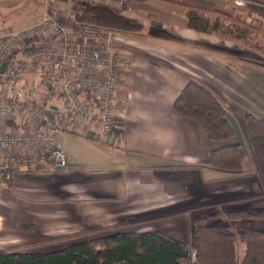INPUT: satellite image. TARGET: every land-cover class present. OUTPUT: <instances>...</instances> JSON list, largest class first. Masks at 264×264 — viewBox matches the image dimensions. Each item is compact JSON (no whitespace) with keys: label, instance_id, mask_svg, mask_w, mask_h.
Masks as SVG:
<instances>
[{"label":"crops","instance_id":"obj_1","mask_svg":"<svg viewBox=\"0 0 264 264\" xmlns=\"http://www.w3.org/2000/svg\"><path fill=\"white\" fill-rule=\"evenodd\" d=\"M235 1L125 0L109 4L108 8L141 24L115 37V48L127 61L121 70L120 128L104 138L83 126L79 133L83 138L71 135L77 145H68L67 150V132L63 133L60 145L68 155L69 169L64 173H14L11 185L6 189L3 185L1 204L12 211L23 209V222H39L43 234L38 238L50 232L67 238L90 231L95 228L92 212L96 209H106L112 216L115 212L179 222L187 237L192 228L187 227L186 213L194 209L202 211L196 216L206 217L224 233L264 230V218L235 217L241 211H264V175L256 170L251 156L239 173L208 163L210 153L228 143H240L248 152L247 117L264 119V33L217 22L219 13L232 15L241 9L246 15V8L260 6L264 11V0H245L241 6ZM1 4L17 8L20 22L0 29L25 28L43 14L40 0H0ZM71 6L72 1L56 5L59 19H64ZM190 12L211 16L218 27L212 31L194 28ZM192 79L224 102L237 133L230 141L211 140L195 119L176 111L175 101ZM82 150L92 161L79 158ZM96 155L110 167L97 168L101 161ZM52 219L58 224L48 227ZM13 222L20 224L19 219ZM3 226L0 220V229ZM72 226L78 228L74 231ZM65 228L69 232L61 234ZM157 231L167 234L162 228ZM167 235L189 242L177 234Z\"/></svg>","mask_w":264,"mask_h":264},{"label":"built area","instance_id":"obj_2","mask_svg":"<svg viewBox=\"0 0 264 264\" xmlns=\"http://www.w3.org/2000/svg\"><path fill=\"white\" fill-rule=\"evenodd\" d=\"M40 1L43 14L35 23L0 29V199L1 184L16 172L69 169L63 132L89 126L108 138L121 124L119 91L127 61L115 48L117 32L79 23L72 11L59 19L56 5L125 0Z\"/></svg>","mask_w":264,"mask_h":264},{"label":"trees","instance_id":"obj_3","mask_svg":"<svg viewBox=\"0 0 264 264\" xmlns=\"http://www.w3.org/2000/svg\"><path fill=\"white\" fill-rule=\"evenodd\" d=\"M75 21L130 32L139 28L138 20L116 13L103 5L75 1ZM190 25L212 31L210 19L190 12ZM178 113L195 119L211 140L230 141L236 130L224 102L200 81L192 79L175 101ZM249 151L240 143H228L214 149L208 163L230 173L244 170L249 155L256 170L264 175V119L248 115ZM33 171V170H32ZM5 188L11 176L5 178ZM264 218L241 211L235 217ZM193 244L173 238L161 231H118L97 238L74 241L64 248L48 252L8 250L0 247V264H264V230L249 229L240 235L224 233L207 222L193 219ZM242 245L244 248L242 249Z\"/></svg>","mask_w":264,"mask_h":264},{"label":"rangeland","instance_id":"obj_4","mask_svg":"<svg viewBox=\"0 0 264 264\" xmlns=\"http://www.w3.org/2000/svg\"><path fill=\"white\" fill-rule=\"evenodd\" d=\"M243 5V4H242ZM241 6V5H238ZM17 9V8H16ZM14 6H9L6 4L0 5V27H9V26H17V24L20 22V16L18 13V9L16 11ZM73 9V3L69 10L72 11ZM259 9H262L256 7H248L245 10L248 12V14H243L241 9H238L235 13L226 14L219 13V17L217 19V22L220 24V22L223 24H230L234 23L235 25L238 24L239 27L247 26L252 27V29L257 33H264L263 24L261 22H264V11H261ZM61 12H64V10H61ZM210 18V25L212 29H216L218 24L212 23L211 16ZM214 19V20H216ZM219 20V21H218ZM17 29V27H14V29ZM237 35V34H236ZM238 36V35H237ZM259 44V42H256V44ZM65 133V132H63ZM62 133V134H63ZM71 135L76 137H81L79 133L77 132H67L65 134V140L64 144L66 145V150L69 148L68 145H77V141L72 139ZM91 151V150H89ZM85 151H81V155H79L80 159L92 161L90 156H87ZM92 152V151H91ZM91 155H94L91 153ZM78 156V154H76ZM87 156V157H86ZM96 158H98L101 163L97 166V168H103L110 167V164L105 163L103 158H100V155H96ZM98 159H95L98 161ZM88 164H82L81 167H85ZM91 168V167H87ZM3 185V184H1ZM6 189V188H4ZM120 206L116 208H112V210L119 209ZM125 210L127 211V207L125 206ZM198 208V207H195ZM15 211V212H14ZM194 212L186 213L189 215V222L188 226L189 230L190 227L193 229V221L192 218L196 215H199L201 212L199 209H194ZM114 215H110V211L106 209H96L95 212H92V216L94 219H96V223L93 225L92 230L87 231L85 233L79 234L76 237H67L62 238L60 236L56 235V232H50L47 235H44L41 238H38L40 235L43 234V230L40 227L39 222H23L22 218L24 217V211L21 208H13V211L8 209V207L4 204H1L0 200V220L3 221V228L0 229V247L3 249L8 250H23V251H50L52 249H58V248H64L65 246L71 244L74 241H81L85 239H91V238H97L100 236L108 235L114 232L118 231H137V232H144V231H155L159 229L166 230L165 232L167 234L172 233V235L177 234L178 236H181L185 238L186 240L189 239V242L193 244V236L191 233H193V230L190 232L189 236L187 237L186 228L185 231L183 229V226L180 225L178 222H173L171 220H163L158 221V219H151L148 220V217H139L138 215H119L118 213L113 212ZM184 215V214H183ZM178 215L177 217H179ZM248 217V216H247ZM243 217V218H247ZM251 218L252 216L249 215ZM111 219L109 222H105V219ZM19 219L20 224L16 226L13 221ZM154 220V221H153ZM78 222V220H76ZM58 224L55 219H52V221L47 222L48 227H55ZM14 227H12V226ZM100 227H105L100 228ZM77 226H72L70 229H73L74 231L77 229ZM66 231L61 232V234L69 232L67 228H65ZM258 230H261L260 227H257ZM249 230V229H248ZM245 230V231H248ZM83 231V230H82ZM182 231V233H181ZM60 233V232H59ZM241 234V233H240ZM236 234V235H240ZM55 235V236H54ZM191 235V236H190ZM194 246V244H193ZM242 249L244 248V245L241 246Z\"/></svg>","mask_w":264,"mask_h":264}]
</instances>
